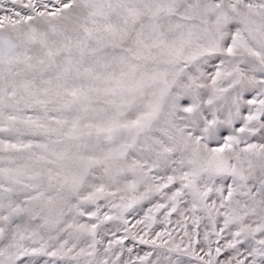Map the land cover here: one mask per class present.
Segmentation results:
<instances>
[{"label":"snow or ice","instance_id":"obj_1","mask_svg":"<svg viewBox=\"0 0 264 264\" xmlns=\"http://www.w3.org/2000/svg\"><path fill=\"white\" fill-rule=\"evenodd\" d=\"M0 264H264V0H0Z\"/></svg>","mask_w":264,"mask_h":264}]
</instances>
